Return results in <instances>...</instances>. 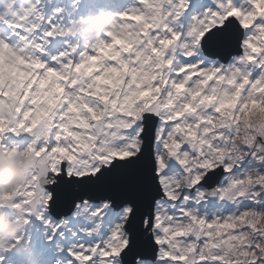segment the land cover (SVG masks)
Masks as SVG:
<instances>
[{
  "label": "snow or ice",
  "instance_id": "6c2138e0",
  "mask_svg": "<svg viewBox=\"0 0 264 264\" xmlns=\"http://www.w3.org/2000/svg\"><path fill=\"white\" fill-rule=\"evenodd\" d=\"M17 150L37 166L0 187L27 223L0 264L25 241L41 264H264V0H0Z\"/></svg>",
  "mask_w": 264,
  "mask_h": 264
},
{
  "label": "rangeland",
  "instance_id": "374dc122",
  "mask_svg": "<svg viewBox=\"0 0 264 264\" xmlns=\"http://www.w3.org/2000/svg\"><path fill=\"white\" fill-rule=\"evenodd\" d=\"M100 10L101 8L85 11L81 13L78 16V18L75 20V25H74L75 29L77 33L79 34L80 38H83V40H88L90 38H93L94 31L96 30L95 23L98 17H100ZM105 17H100V19L105 20ZM111 17L112 16L109 15L108 19ZM98 35L99 34L94 35V37ZM2 163L3 162L0 160V164ZM25 168L26 169H24L23 171L26 172L25 173L26 175L31 170L32 167L25 166ZM18 180L23 181L22 179H18ZM15 217L16 215L14 213L12 214V217L9 219H7V216L4 217V220L0 219V228H8L5 226V223L11 226H14L16 222ZM26 227H27V223L20 222L19 226L15 228L17 232H14L12 235L14 240L11 242V245H6V243H1L0 248H7L10 246H15L14 242L16 241L17 237L22 236L24 234ZM15 229L14 230L10 229V230L15 231ZM10 238L11 237H8L6 242H8ZM15 251H16L17 264H30V263L31 264H41L40 252L36 250L34 247L30 246L27 241L19 244V246H16Z\"/></svg>",
  "mask_w": 264,
  "mask_h": 264
},
{
  "label": "clouds",
  "instance_id": "9594fccd",
  "mask_svg": "<svg viewBox=\"0 0 264 264\" xmlns=\"http://www.w3.org/2000/svg\"><path fill=\"white\" fill-rule=\"evenodd\" d=\"M113 23V18H109L104 21H100L97 24V27L101 30L107 28L109 25ZM20 159H14L8 161L6 164L0 165V177L3 178L4 182L11 183L15 179L24 180L26 175L22 173L19 169Z\"/></svg>",
  "mask_w": 264,
  "mask_h": 264
}]
</instances>
